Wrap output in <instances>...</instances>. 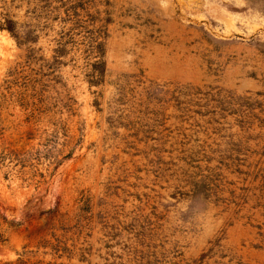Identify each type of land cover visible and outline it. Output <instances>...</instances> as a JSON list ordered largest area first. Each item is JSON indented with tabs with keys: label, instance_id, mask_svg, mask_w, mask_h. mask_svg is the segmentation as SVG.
I'll return each instance as SVG.
<instances>
[{
	"label": "rangeland",
	"instance_id": "374dc122",
	"mask_svg": "<svg viewBox=\"0 0 264 264\" xmlns=\"http://www.w3.org/2000/svg\"><path fill=\"white\" fill-rule=\"evenodd\" d=\"M56 1L0 0L38 36L0 32V264H264L263 125L144 96L264 103V0H109L93 88L79 51L52 64Z\"/></svg>",
	"mask_w": 264,
	"mask_h": 264
},
{
	"label": "trees",
	"instance_id": "16d2710c",
	"mask_svg": "<svg viewBox=\"0 0 264 264\" xmlns=\"http://www.w3.org/2000/svg\"><path fill=\"white\" fill-rule=\"evenodd\" d=\"M57 7L47 5V15L59 13L63 10L65 17H60L63 30L60 32V39L57 40L58 47L54 50L55 65L63 64L62 59L69 54V47L81 53L83 59L84 76L90 88L101 86L107 77L109 68L106 59L107 45L110 39L109 27L113 24V17L108 8L111 6L109 0H58ZM47 4H51L50 2ZM51 8V9H49ZM67 25H69L67 27ZM65 27H67L65 29ZM7 31L20 43H37L38 36L30 31L25 38H21L17 32V23L14 20H0V32ZM144 96L149 101H159L169 103L180 112H186L191 107L198 108L197 114L204 116L202 110L208 107V103H218L220 111L239 115L242 119L241 126L250 124L251 120H258L264 127V103L253 97H233L220 98V94L213 95L205 92L200 87L177 86L173 89H166V86L158 88H145ZM260 95V94H257ZM168 96V98H167ZM98 103V101L96 102ZM233 106L232 110H229ZM236 106L238 108L234 109ZM259 114H253L255 110ZM207 113H212L208 111ZM263 117V118H261ZM264 149V148H263ZM264 156V151L262 153ZM20 264H27L23 259L18 260ZM5 264H12L7 262Z\"/></svg>",
	"mask_w": 264,
	"mask_h": 264
}]
</instances>
